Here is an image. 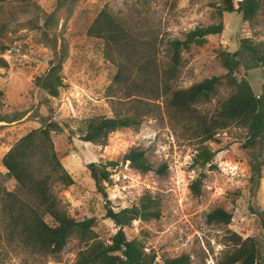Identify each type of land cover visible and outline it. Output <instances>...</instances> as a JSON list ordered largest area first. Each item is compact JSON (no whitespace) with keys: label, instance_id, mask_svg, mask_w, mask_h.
I'll use <instances>...</instances> for the list:
<instances>
[{"label":"rangeland","instance_id":"obj_1","mask_svg":"<svg viewBox=\"0 0 264 264\" xmlns=\"http://www.w3.org/2000/svg\"><path fill=\"white\" fill-rule=\"evenodd\" d=\"M226 0H0V32L8 51L0 67V184L14 191L17 181L7 176L4 155L27 133L48 125L54 128L55 149L75 184L56 186V192L77 219L97 218L101 238L115 232L105 218V199L90 176L91 162L114 161L111 183H105L115 210L137 204L145 193L161 197L158 220L134 221L128 233L154 251L157 264L188 254L191 264H217L232 246L230 236L257 234V217L264 212V168L259 183H252L249 154L242 148L247 130L231 127L218 133L216 168L207 170L201 196L190 188L198 174L191 169L196 141L181 127L172 126L168 116L146 117L139 129L126 128L110 135L106 145L80 139V121L95 115L114 116L125 92L114 81L116 66L106 55L102 38L91 36L89 27L107 9L135 28H156L165 45L170 39H184L198 27L224 23V30L208 36L204 46L183 52L184 68L177 88L227 72L219 52H234L242 38L264 41V10L252 21L239 12L219 10ZM242 0H234L236 7ZM161 46L162 51L166 45ZM244 59L240 76L250 81L258 95L264 93V67L248 69ZM61 83L57 96L46 89L52 76ZM216 100L203 108L212 110ZM60 125L62 129L56 127ZM71 128L74 133L71 132ZM133 147L145 149L155 167L168 165L166 176L141 173L125 160ZM233 214L231 224L211 223L208 214L217 207ZM46 221L53 224L50 216ZM80 244L74 240L58 256L33 258L29 253L8 249L0 264H76Z\"/></svg>","mask_w":264,"mask_h":264},{"label":"trees","instance_id":"obj_2","mask_svg":"<svg viewBox=\"0 0 264 264\" xmlns=\"http://www.w3.org/2000/svg\"><path fill=\"white\" fill-rule=\"evenodd\" d=\"M219 10L239 12L245 21H252L264 10V0H242L238 7L234 0H226ZM224 23L198 26L184 39H170L162 51L156 28L143 30L130 25L107 9L93 20L88 33L102 38L106 55L116 66L114 81L125 92L120 110L114 116L95 115L80 121L78 134L82 141L106 145L116 131L139 129L146 117L168 116L172 126H179L190 139L196 141V152L191 169L198 174L190 188L201 196L207 170L217 166V152L212 143L218 141L220 131L231 127L247 130L242 148L249 154L252 183H259L264 168V93L258 95L250 81L240 76L244 59L252 65L264 67V41L242 38L234 52L222 50L219 58L227 72L197 82L188 88H177L184 59L183 52L192 46H204L208 36L222 33ZM164 45V46H165ZM8 47L0 32V67H7L3 55ZM61 77L52 76L46 89L57 96ZM4 97L0 89V103ZM216 100L212 110L203 107ZM62 129L60 125H56ZM54 128L44 125L23 136L3 157L7 176L17 181L14 191L0 184V255L8 249L27 252L33 258L58 256L67 245L76 240L80 244L76 264H157L154 251L147 250L142 240L128 233L134 221L158 220L162 216L160 196L145 193L137 204L115 210L105 186L111 183V166L116 163L91 162V178L105 199V218L113 221L116 232L107 240L97 231V218L77 219L71 215L56 192L59 184H75L72 174L64 167L55 149ZM71 132L74 133L71 128ZM125 160L141 173L155 172L166 176L168 165L155 167L147 151L133 147ZM50 216L54 223L46 221ZM211 223L231 224L233 214L217 207L208 214ZM259 232L243 238L232 232V246L220 256L217 264H264V212L257 217ZM163 264H191L188 254L168 258Z\"/></svg>","mask_w":264,"mask_h":264}]
</instances>
